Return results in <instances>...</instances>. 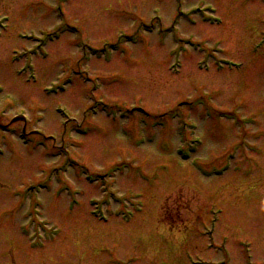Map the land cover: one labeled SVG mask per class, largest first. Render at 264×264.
Instances as JSON below:
<instances>
[{"label":"rangeland","instance_id":"374dc122","mask_svg":"<svg viewBox=\"0 0 264 264\" xmlns=\"http://www.w3.org/2000/svg\"><path fill=\"white\" fill-rule=\"evenodd\" d=\"M261 18L264 0H0V113L21 119L0 264H264Z\"/></svg>","mask_w":264,"mask_h":264},{"label":"flooded vegetation","instance_id":"af4514ba","mask_svg":"<svg viewBox=\"0 0 264 264\" xmlns=\"http://www.w3.org/2000/svg\"><path fill=\"white\" fill-rule=\"evenodd\" d=\"M9 120H10V119H9ZM1 121H4V122H1ZM5 122H7V120L1 118V115H0V127H2V124L4 125V127H8V123H5ZM137 212H140V210L138 209ZM137 215H138V214H137ZM65 230H66V232H67V231H68V228H66ZM66 232L62 233V236L65 235ZM45 240H46V238H45L44 236H42V234H41V235H39V236H29V237L24 241V243H25V245H26V249H27L28 251H30L31 253H33L34 255H36V254H35L36 252H38V251H43L44 249L47 248V245H48L47 242H49V241H45ZM20 246H21V245L14 243V244H13V249H16V250L18 251L19 249H21ZM15 247H16V248H15ZM1 251H2V250L0 249V252H1ZM34 252H35V253H34ZM2 253H3V252L0 253V259H3V258L5 257V256H3ZM20 255H22V253H20ZM25 256H26V254L22 255V257L26 258ZM36 260H43V259H41L40 257H38V259H36Z\"/></svg>","mask_w":264,"mask_h":264},{"label":"bare ground","instance_id":"6f19581e","mask_svg":"<svg viewBox=\"0 0 264 264\" xmlns=\"http://www.w3.org/2000/svg\"><path fill=\"white\" fill-rule=\"evenodd\" d=\"M153 194H149V197H148V199H149V201L151 200V201H153ZM65 232H66V230H64Z\"/></svg>","mask_w":264,"mask_h":264}]
</instances>
